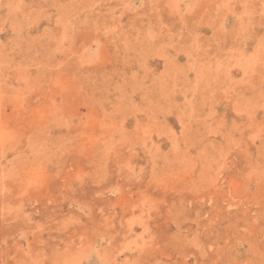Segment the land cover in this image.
<instances>
[{
  "label": "rangeland",
  "instance_id": "obj_1",
  "mask_svg": "<svg viewBox=\"0 0 264 264\" xmlns=\"http://www.w3.org/2000/svg\"><path fill=\"white\" fill-rule=\"evenodd\" d=\"M0 264H264V0H0Z\"/></svg>",
  "mask_w": 264,
  "mask_h": 264
}]
</instances>
